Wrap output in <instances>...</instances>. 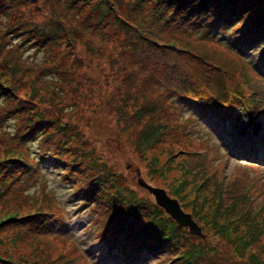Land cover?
Instances as JSON below:
<instances>
[{"label": "trees", "instance_id": "obj_1", "mask_svg": "<svg viewBox=\"0 0 264 264\" xmlns=\"http://www.w3.org/2000/svg\"><path fill=\"white\" fill-rule=\"evenodd\" d=\"M188 104L223 122L264 113V0H0V264H90L58 229L38 157L71 181L115 258L264 264V188L245 169L227 180L219 145L187 132ZM104 124L115 135L103 147Z\"/></svg>", "mask_w": 264, "mask_h": 264}, {"label": "rangeland", "instance_id": "obj_2", "mask_svg": "<svg viewBox=\"0 0 264 264\" xmlns=\"http://www.w3.org/2000/svg\"><path fill=\"white\" fill-rule=\"evenodd\" d=\"M227 37L226 35L225 38L228 41ZM31 50L29 49L26 53L30 60L35 57H41V52L31 53ZM246 55L250 56L251 59L255 57L252 50H249ZM183 112L184 118L190 117L187 124V132H192L200 140L206 139L210 144L219 145L220 151L227 155L225 157L220 152L224 162L221 163L223 165V174L227 180H232L236 176L242 177L243 174L241 173L245 169L249 177L254 178V180H260L259 185L264 188V115L255 119L248 116L246 112L240 111L236 112V116L231 117L229 122H223L220 117H202L195 106L191 104L185 106ZM9 121L13 120H8V127L11 130L13 123H9ZM101 129L103 131L98 129V133H94V135L104 147L107 139H112L115 132L114 129L105 124ZM35 147L34 140L32 145L34 151ZM247 150H250L251 154ZM126 155L128 156V153ZM38 164L41 169V179L43 178L46 183V190L54 192V200L62 209L60 211L64 223L59 224L58 229L61 230L62 234L69 236L75 241L81 250H84L85 254L90 258V264L153 263V256L146 251H140V256L137 259L128 262H123L124 259L122 258H115V250L107 251V245H104L98 238H94L93 225L89 222L88 207L86 206L85 208L84 205H80L79 199L72 195L71 181L63 179L61 170L53 165L52 160L38 157ZM253 165H256V167H253ZM124 166L129 170V176L134 182L138 183L137 179L143 178L137 166L132 165L129 160L124 162ZM262 198H264V195L260 196V199Z\"/></svg>", "mask_w": 264, "mask_h": 264}, {"label": "water", "instance_id": "obj_3", "mask_svg": "<svg viewBox=\"0 0 264 264\" xmlns=\"http://www.w3.org/2000/svg\"><path fill=\"white\" fill-rule=\"evenodd\" d=\"M137 182L153 195L156 204L162 207L173 220L179 225L187 227L190 233L204 238L200 226L194 221L189 212H185L181 208L176 198L170 197L163 188L153 186L147 183L143 178H138Z\"/></svg>", "mask_w": 264, "mask_h": 264}]
</instances>
